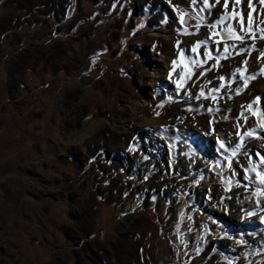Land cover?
<instances>
[{"label":"rangeland","instance_id":"1","mask_svg":"<svg viewBox=\"0 0 264 264\" xmlns=\"http://www.w3.org/2000/svg\"><path fill=\"white\" fill-rule=\"evenodd\" d=\"M262 70L264 0H0V264H264Z\"/></svg>","mask_w":264,"mask_h":264},{"label":"snow or ice","instance_id":"2","mask_svg":"<svg viewBox=\"0 0 264 264\" xmlns=\"http://www.w3.org/2000/svg\"><path fill=\"white\" fill-rule=\"evenodd\" d=\"M193 2H195V0H193ZM205 2H206V0H205ZM225 2H227V0H225ZM237 39H239V37H237ZM175 63H176V62L173 61V64H175ZM262 71H264V70H262ZM252 78H254V77H252ZM220 79L223 80L224 77H221ZM238 91H239V90H238ZM256 99L259 100L260 97H257ZM251 107H252V105H249V108H251ZM220 146H221L222 148L224 147L223 144H221ZM262 163H264V161H262ZM256 175H257L258 179L260 180V183L264 184V173H261V172L258 171V172L256 173ZM261 194H264V193H261Z\"/></svg>","mask_w":264,"mask_h":264},{"label":"bare ground","instance_id":"3","mask_svg":"<svg viewBox=\"0 0 264 264\" xmlns=\"http://www.w3.org/2000/svg\"><path fill=\"white\" fill-rule=\"evenodd\" d=\"M155 67H157V66H155ZM157 70H158L159 73H162L163 68H162V67H158ZM163 72H164V71H163ZM152 83H153L152 80H150V81H149V85L152 84Z\"/></svg>","mask_w":264,"mask_h":264}]
</instances>
